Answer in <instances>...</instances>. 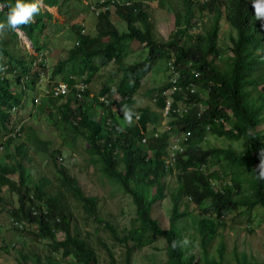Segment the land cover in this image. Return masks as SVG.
I'll return each mask as SVG.
<instances>
[{"label": "trees", "instance_id": "16d2710c", "mask_svg": "<svg viewBox=\"0 0 264 264\" xmlns=\"http://www.w3.org/2000/svg\"><path fill=\"white\" fill-rule=\"evenodd\" d=\"M157 1L162 3L164 0ZM243 1L208 0L201 3L199 0H182V8L174 11L175 27L168 40H159L154 31L153 21L146 9L149 0H114L106 9H102L104 6H99L101 4L93 5L99 10L94 14L93 30L83 36L79 32L80 25L71 24L72 31L83 37L77 46L71 48L68 56H59L50 79L61 74L64 82L72 86L75 83L74 75L84 76L85 81L91 84L100 75L98 71L101 65L112 61L116 64L115 71L123 73L116 88L105 85L94 98H90V88H86L79 97L70 92L66 97L52 98L51 91L49 95L45 93L54 84L51 80L46 83L45 94L36 105L31 97L43 92L44 86L31 82L28 87L31 93L26 97L31 95L30 105L46 112L59 137L70 143L78 138L84 140L87 143L85 152L88 163L100 165L102 174L132 197L136 216L122 236L112 224L105 222V228L116 243L127 248L128 243H132L127 249L128 255L132 248H142L150 245L155 237H162L167 243L164 264H231L224 262L223 243L218 248V259L207 258L208 244L219 234V229L227 225L229 215L238 213L249 216L252 210L264 213V181L256 180L252 172L264 152V131L259 129V116L264 103L257 102L252 95L258 92L260 98L264 97V86L261 89L258 87L264 85V58L254 53L253 45H258L259 24L252 13L245 10ZM76 2L80 3V0H44L46 5H56L60 15L71 13L69 17L77 13L76 7L79 6ZM14 3L15 0H0L4 6L0 11V21L6 20L9 6ZM88 9L86 7L85 10ZM204 12L209 14L210 22L201 25L197 31L196 21L201 20L200 14ZM223 15L235 30V35L229 37L231 45L227 48L231 54L224 58V48L218 43ZM44 18L52 19V15L42 10L35 22L25 27V33H34L37 39L39 31L44 28ZM117 21L123 23L125 30L116 26ZM132 45L144 46L145 58L140 62L125 63L132 53ZM7 46L6 36L0 39V55L5 53ZM34 46H40L39 41H34ZM157 59L173 61L178 70L176 84L178 88L181 87L173 93V107L179 105L183 111L187 106V111L176 122L181 125L178 129L185 131L187 137L182 157L186 168L178 176L175 190L169 194L172 206L167 228L156 219L153 210V202L165 198L161 179L166 171L161 155L167 147L166 136L163 135L158 141L148 138L142 143L149 119L141 116L137 123L129 126L124 116L120 115L122 110L131 109V95L134 92L133 89L124 88L125 78L132 76L139 83L141 76L153 68ZM221 60L225 63L223 67L217 63ZM41 67L43 70L44 67ZM18 81L16 77L0 78V146H6V152L0 159V212L6 211L13 221L19 223L13 229L20 236L27 233L37 240H48L53 251H62V256L73 255L75 264H97L95 251L90 242L81 237L82 232L76 225L78 217L74 221L75 210L69 202L72 200L76 203L73 207L79 206L77 210L85 222L97 231L99 226L94 220L101 221L97 212V198L83 193L67 167L58 163L60 150L49 149L50 142L41 139L35 128L23 122L16 130V121L9 129L6 126L7 109L11 103H21L22 94L11 91L12 85ZM170 85L164 82L155 90L161 93ZM192 86L194 91H191ZM248 87L251 89L248 90ZM114 91L120 98L109 102L115 105L117 111L106 109L107 112L96 116L90 112L94 103L104 109L105 103L100 97L111 98ZM159 103L163 105V102ZM226 123L228 128L225 127ZM206 134L229 140L243 138L246 141L245 149L239 153L230 145L205 149L201 144ZM16 138L23 141L17 143ZM31 152H42L52 158L63 185H66V192L70 194L69 201L64 196L63 185L61 188L58 186L60 189L57 192L50 193L51 181L45 176L30 184L25 163L32 162ZM134 182L136 184L132 185ZM149 187H154L151 198L147 192ZM4 188L16 193L17 197V205L12 203L9 210L5 205ZM189 201L199 210L191 219L204 248L203 261H197L196 256L189 253V247L176 250L171 247L173 239L183 238L179 221L186 215L190 216V213L180 210V207ZM71 227L75 234L71 233ZM88 235L89 232H86V237ZM102 246L109 264H117L112 247L104 243ZM186 254L188 256L184 260ZM128 255L124 264H128ZM236 264L264 263L237 258Z\"/></svg>", "mask_w": 264, "mask_h": 264}, {"label": "rangeland", "instance_id": "374dc122", "mask_svg": "<svg viewBox=\"0 0 264 264\" xmlns=\"http://www.w3.org/2000/svg\"><path fill=\"white\" fill-rule=\"evenodd\" d=\"M92 0H81L85 3L82 7H76L77 13L71 19L72 22H68V18L71 13L66 15H58V22L55 24L53 21L46 23L44 43L48 49L54 48V51L48 54V61L45 62L48 67V72L45 74L48 81L53 82L63 80L61 74L56 75L53 79L51 78L52 68L58 61L57 57H65L70 53L72 45L73 32L70 28L71 23L78 22L77 24L83 25V28L92 25L94 27L95 20L94 14L96 9L89 7L85 10L84 6L89 4ZM73 5V2L70 1ZM77 4V2H76ZM78 5V4H77ZM65 8L69 9L68 6ZM182 8V0H164L162 3L157 0H149L148 7L146 8L149 12L150 19L154 24V31L157 33L159 40H168L171 36V32L174 29V11H178ZM75 9V8H74ZM48 11L52 12L53 17H57L56 12L52 8H47ZM199 15V14H198ZM201 20H197L196 30H200V26L208 24L209 14L204 12L200 14ZM111 18H114L111 17ZM83 20L82 22H79ZM44 22L47 21L45 18ZM57 24V26H56ZM76 25V24H75ZM64 26L62 31L60 27ZM116 26L120 30H125L122 22L117 21ZM70 28V30H69ZM55 29H58V33ZM55 30V31H54ZM93 29H88L91 32ZM73 35H72V34ZM235 35V30L231 24L226 21L224 15L220 21V29L218 32V43L224 48L223 58L227 57L231 53L227 49L230 45V35ZM144 46L137 47L132 45V53L126 58V63L140 62L141 59L145 58L146 50L142 49ZM46 51V47L44 48ZM32 49H30V53ZM54 53V54H53ZM53 54V55H51ZM217 63L223 67L225 63L223 60L217 61ZM153 68L141 79V89L135 94V105L139 107L148 106L154 108L152 98L155 96V88L164 83L170 77V73L167 68V60L157 59L153 64ZM115 69L113 62H110L107 66L100 69V75L89 85L90 98H94L97 95V91L105 85H113L114 80H111L109 84L107 82L109 74ZM43 90L46 89V83H43ZM251 88L248 87V90ZM256 101L261 103L263 100L259 98L258 92L252 94ZM113 99H117L119 96L114 91L111 96ZM108 98V97H107ZM112 98H108L111 100ZM30 103L26 104L25 108L21 110V120L26 124L35 128L41 139L50 142L49 149H59L61 156L58 160L59 164H63L67 167L71 176L77 179L78 185L81 187L83 193L86 196H95L97 198V212L98 217L101 221L94 220L98 224L99 228L94 231L93 226L87 224L81 213L77 210L79 206L73 207L76 203L70 200V194L66 189V185H63L61 175L53 163L52 158L48 157L42 152H31L32 162H27V170L29 171L30 184L36 183L41 177H47L50 182V193L57 192L63 185L64 196L73 205L72 208L75 210V218L78 217L76 225L80 229L81 237H84L91 244L97 256V264H109V258L102 246V243L112 247L115 262L117 264H124L127 249L132 246V243H128V248L125 245L116 243L110 236V232L105 228V222L112 224L122 236L128 227L131 226L132 219L135 218V205L132 201V197L120 190L117 184L110 181L107 177L102 174L100 165L92 166L88 163V155L85 152L87 143L78 138L74 143L66 142L61 139L58 135V131L55 130L46 114V112L39 111L37 107H32ZM107 107L104 109L101 106L94 103V108L90 110L95 116L102 112H107ZM259 129L264 131V109L260 114ZM127 123V121L125 120ZM135 119H133V123ZM132 123V124H133ZM128 124V123H127ZM131 124V125H132ZM225 127L229 125L226 123ZM166 126L162 130H166ZM258 129V127H256ZM169 140L175 144L177 140L176 134L168 133ZM1 141V140H0ZM17 143L23 141L21 138H16ZM203 148L219 147L225 148L229 145L237 152L245 149L246 141L243 138L235 140H229L224 137H214L210 134H206V138L202 142ZM6 152V146H0V159ZM243 152V151H242ZM122 168V166H121ZM217 168V166H214ZM174 174H177L175 171ZM136 183H132L135 185ZM163 186V192L165 198L157 199L153 202V210L156 219L162 224L164 228L168 227L169 217L171 213L172 203L170 201L169 194L175 190L177 186L176 176L166 175L161 179ZM60 186V188L58 187ZM5 192V205L9 210L12 203L17 205L16 193L9 192L8 189L4 188ZM149 198L152 197L154 187H149L147 190ZM198 207L192 203H182L180 210H187L190 216L186 215L185 218L179 221V228L182 230L183 238H188L192 243L189 246V253L196 256L197 261L204 260L203 246L201 245V239L195 229L193 219L191 216L197 215L199 210ZM2 210V208H1ZM249 217V218H248ZM12 217L6 213V211L0 212V264H75L74 256H62V251H53L48 240H37L30 234H24L20 236L14 229L11 223ZM227 225L219 229V234L215 239L207 246V258L219 257V245H224V262H230L236 264L237 258H244L248 262H261L264 263V213L261 210H252L250 215L233 213L229 215L226 220ZM74 224V222H73ZM86 232H89L86 237ZM71 233H74L73 227H71ZM75 234V233H74ZM62 238L58 235V239ZM25 258H23V255ZM128 264H164L167 259V243L162 237H155L154 241L147 246L142 248H132L130 252ZM187 254L183 256V259H187ZM199 259V260H198Z\"/></svg>", "mask_w": 264, "mask_h": 264}, {"label": "clouds", "instance_id": "9594fccd", "mask_svg": "<svg viewBox=\"0 0 264 264\" xmlns=\"http://www.w3.org/2000/svg\"><path fill=\"white\" fill-rule=\"evenodd\" d=\"M113 1L114 0H92L89 2V4L84 6V8L92 7V9H96L95 6L93 7V5L101 4L99 6H104L102 7V9H106L112 5ZM199 1L201 3H204L207 2L208 0H199ZM77 4L79 7H82L85 3H82L80 0V3ZM242 5L249 14L252 13L253 18L259 24V28L257 32L258 45H253L255 49L254 53L257 56L264 58V0H244ZM3 7L4 6L0 4V11H3ZM47 8L54 9V11L57 14V17H53L52 12L48 11ZM42 10H47L48 12H50V14L52 15V19H46L47 21L45 22L43 21L44 28L42 29V31H39V35L36 39L34 33H27V34L25 33V27L34 23L35 18L41 13ZM98 11L99 10L96 9V14L98 13ZM58 15L59 13L57 11L56 5H46L44 3V0H15V3L9 6V10L7 11L6 14V20L0 21V39H3L7 36V42H8L7 50H5L4 54L1 53L0 55V78L4 76L18 78L19 80L18 83L12 85L11 91L16 94H20V95L22 94L21 103L18 105L17 104L13 105L11 103V106L7 109L8 117L6 119V126L8 129L11 127L14 121H16L17 123L16 130L23 123L20 115L21 110L25 108L26 104L30 102L31 98L34 99V103L38 105L41 96L45 93L49 95V92L50 91L52 92L53 88L59 83L66 84L67 86L66 93L59 95H53V93H51L50 97L52 98L54 97L57 98L61 96L66 97L70 92H74L75 95L79 97L86 88H89L90 84L85 81L84 76L74 75L75 83H73L72 86L65 83L64 80H59L54 82V84L50 86L45 91V93L43 90V92L40 91L34 97H31V95L29 97H26V94L31 93V90L28 88L30 87L31 82H37L39 84L42 83V85L43 83L49 82L48 78H46L45 76V74L48 72V67H46L45 62L48 61L47 53L53 52L54 48H50V49L47 48L46 43H44L46 38L43 37V35L46 34L45 32L46 23L48 21H53L55 24L56 21L58 22ZM68 18L70 19L68 22H72L71 19L73 17H68ZM82 21L83 20L79 22ZM77 23L78 22H75V24ZM80 27L81 29L79 32L83 36L84 34L88 33L89 28L90 29L93 28L92 25L85 28H83V25H80ZM63 28L64 26H61L60 30L62 31ZM55 30L57 32L60 31L58 29ZM9 32L10 34H8ZM82 37L77 36V34L74 33L72 39L73 47L77 46L80 43ZM34 41H39V45L41 47L40 46L35 47ZM45 47H46V51L44 50ZM30 49H32L31 53H30ZM110 62L112 61L106 62L105 64L101 65L100 69L110 64ZM124 62L126 63L127 60L125 59ZM168 62H171L173 64V61L171 59L167 61V68L169 71ZM114 65L116 68L115 63ZM41 66L44 67L43 70ZM100 69L98 71L99 73H100ZM176 71L178 73V70ZM148 72H146L144 75L141 76L139 83L132 76H127L125 78L124 88L133 89L134 92L131 95V99H132L131 109H127L126 111L122 110L120 115L124 116V119L127 121L129 126H131V124L133 123V119H135V122L133 123L135 124L140 120L141 116H145L149 119V122L147 123V127L144 131L146 132L144 134L145 136L141 139L142 143H145L148 138L158 141L159 139H161L163 135L166 136L167 147L165 148V152L161 155V161L163 163V167L164 170L166 171V174L163 175L162 177L166 175L169 176L175 175L177 182L178 176H181L184 169L186 168L185 162L182 157H183V153L185 152V145H187V137L185 131H181V129L180 130L178 129L179 127H181V125L177 124L176 122L178 120V117H182L183 113L187 111V106L184 108L183 111L181 110L179 105L177 106V108L173 107L174 104L173 93L179 91L181 87L179 88L177 87L176 84L177 79L174 83L172 82L171 79L173 77V74L170 73V71L169 73L171 75L169 79H167L165 82L171 83V85L163 89L161 93L155 90V96L152 98V103L154 105V108H150L148 106L145 107L136 106L134 104L135 94L141 89V79L145 75H147ZM122 76H123L122 72H117L114 69L109 74L107 82L104 83L109 84L111 80H114L115 82L114 86L113 85L110 86L106 85V86L115 89L116 83L122 78ZM172 86H175L176 88L173 91L171 90ZM263 86L264 85H260L258 87L259 89H261V87ZM100 98L105 103V107H107V109H111L112 111H117L115 105H110V102L107 97L101 96ZM119 98L120 97H118L117 100H119ZM260 99L263 100L261 102L263 104L264 97H261ZM160 101L163 102L162 106H160L159 103ZM191 105L194 106V103H192ZM103 113L104 112H102V114ZM164 126H166L167 128L166 130H162ZM207 130H209V128ZM169 132H171V134H176L177 144L169 140V136H168ZM175 171H177V174H174ZM252 172L255 173L256 180L264 181V152L261 153L259 164L255 168H253ZM11 223L13 225V228L19 226V223H17L16 221L11 220ZM191 243L192 242L188 238H182L180 240L173 239L171 242V247L173 250H176L177 248H187L191 245Z\"/></svg>", "mask_w": 264, "mask_h": 264}, {"label": "built area", "instance_id": "2783aa9c", "mask_svg": "<svg viewBox=\"0 0 264 264\" xmlns=\"http://www.w3.org/2000/svg\"><path fill=\"white\" fill-rule=\"evenodd\" d=\"M168 67H169V71H170V73H172L173 74V77H172V82L174 83L175 81H176V79H177V76H178V73H177V71H176V69H175V67L173 66V64L171 63V62H168ZM176 88H175V86H172V88H171V90L173 91V90H175ZM195 90V88L192 86L191 87V91H194ZM66 91H67V86H66V84H64V83H59L58 85H56L54 88H53V90H52V93H53V95H59V94H64V93H66ZM35 101H36V99H35ZM222 121V120H221ZM209 127L207 126V129H208Z\"/></svg>", "mask_w": 264, "mask_h": 264}]
</instances>
